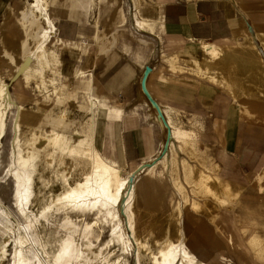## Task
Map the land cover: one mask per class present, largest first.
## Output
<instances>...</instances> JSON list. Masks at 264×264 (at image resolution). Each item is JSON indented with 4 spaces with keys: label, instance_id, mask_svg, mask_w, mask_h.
Masks as SVG:
<instances>
[{
    "label": "crops",
    "instance_id": "1",
    "mask_svg": "<svg viewBox=\"0 0 264 264\" xmlns=\"http://www.w3.org/2000/svg\"><path fill=\"white\" fill-rule=\"evenodd\" d=\"M112 2L114 1L99 0L97 6L96 0H51L50 14L55 23V34L51 43H62L60 47L52 45L59 57L56 66L59 80L63 78L73 82L79 77L88 76L87 79H82L81 88L84 92L91 90L96 96L94 141L102 154L115 161L121 169L135 163L128 172L138 169L149 159H155V170L152 171L155 174L144 175L149 178L144 177L143 181L146 183L141 187L144 197L141 196L140 207L143 206L141 208L147 211L143 217L145 219L140 222H154L148 219L156 216L166 217L170 223L178 213L180 221L174 223H180L183 230L187 229L183 231L187 235H183L190 250L207 264H264V170L257 172L248 185L222 176H212L201 167V163L209 165L204 154L207 147L201 145L203 138L196 131L183 128L175 121V114L179 111L201 112L211 106L215 115H211V120L222 118L225 86L229 89L232 99L227 108L231 119L226 121V124L221 121L219 125L222 129L223 150L226 154L235 155L231 157L233 160L247 159L249 164L264 155V97H261L264 96V72L255 68L264 66V57L256 46L257 38H260L264 45V31L256 27V33H252L254 30L249 17L246 16L248 13L235 0H155L141 7L134 0L133 6L128 8V15L134 25L130 33L140 40L123 39L118 44L116 43L120 30L128 18L124 10L114 13L113 23L116 30L110 36L100 28L92 34L89 25L85 23L61 24V18L53 14L55 8L65 7L69 17L83 20L84 15L89 16L92 10L97 8L98 23L106 22L110 19ZM8 5V0H0V18ZM14 9L10 6L12 14L5 13L8 27L0 30L1 52L7 43L11 46H21L22 40H25L20 21L18 25L21 31L23 30L20 37L11 27L12 20H16L17 16ZM155 17L159 19L161 34L168 37L164 44H167V57L170 58L159 64L154 60V47L144 42L156 39L148 33V26ZM251 36L255 37L254 40L249 38ZM229 39L243 45L242 51H232L231 45L224 42ZM209 43L219 48L221 57L207 51L204 44ZM27 50L23 51L24 54L18 61L24 57ZM173 55L181 59L179 65L186 61L185 64L191 66L193 71L206 74L213 78L214 82L177 72L174 69L177 60L171 59L175 57ZM7 62L13 66L14 76L15 65L8 60ZM245 65H250L245 71H250L254 80H250L251 78L242 71ZM223 71L226 74H223ZM233 71L244 75L239 79ZM218 72L221 76L218 75L217 78ZM47 73L49 75V72ZM10 75L5 78L11 80ZM13 79L12 94L26 111L28 84L20 75ZM252 83H255L256 88L251 87ZM34 101L37 104V98ZM152 101L156 104L151 103ZM238 101L247 106L243 108ZM193 105H196L195 109ZM86 106L88 110V104ZM25 117L24 113L22 128L27 125L32 127L33 124L27 123L29 118L24 119ZM228 118L226 115V120ZM165 128H168L167 135ZM255 128L259 130L256 131ZM173 129H176L179 139L175 138ZM12 138L13 134L9 141V158ZM5 139L6 137L0 147V183L7 168L6 166L1 170L4 161V154L1 152ZM165 144L168 150L170 149L169 153L164 156L163 162L158 163L161 147ZM140 160L141 162H137ZM185 170L189 171L186 173ZM149 175L155 181L152 182L153 179ZM218 184L224 186L215 187ZM196 191L202 193L204 203L201 209L205 212L204 215L193 211L199 205L194 195ZM210 195L217 203L210 199ZM187 202L189 206L186 209ZM213 216L219 217L218 220Z\"/></svg>",
    "mask_w": 264,
    "mask_h": 264
},
{
    "label": "bare ground",
    "instance_id": "2",
    "mask_svg": "<svg viewBox=\"0 0 264 264\" xmlns=\"http://www.w3.org/2000/svg\"><path fill=\"white\" fill-rule=\"evenodd\" d=\"M29 3L27 8L21 10L20 17L25 40H22L21 46L8 44L0 51V62L5 58L15 65L16 70L10 81L0 74V147L6 137L10 116L15 111L11 162L2 177L3 181L10 179L12 182V205L0 196V264H5L8 260V264H130V255L134 256L136 264H144L143 255H149L151 264H207L190 250L183 235L186 233L183 231L187 229L183 230L180 223H174L180 221L178 213L175 221V216L171 219V227L163 222L164 237L156 240V251L152 249L151 243L141 238L136 209L143 207H140L141 187L146 183L143 181L144 175L155 170V166L152 167L155 159H149L138 169L123 174L115 161L102 154L94 141L96 96L91 90H86V100L78 103L74 96L66 94L60 88L56 68L59 57L57 50L50 46L55 34V23L50 14L51 0H31ZM33 26L36 27L32 29ZM32 39L36 41L33 42ZM204 47L209 53L221 57L219 48L215 45L209 43L204 44ZM26 49V54L18 61ZM255 68L264 72L263 65ZM49 71L51 74L48 75ZM19 75L26 83L36 79V87L44 96H53L54 104L65 105L58 115H45V120L51 126L48 133L43 134L34 128L27 140L22 136L25 109L11 91L13 78ZM49 86H52V90ZM66 104L72 108L78 106L89 113L81 130L72 132L70 128L71 132H67V126H72V122L69 125L72 111ZM160 113L163 115L161 110ZM166 130L168 128H165L167 135L169 132ZM173 133L179 139L176 129H173ZM45 169H53L52 175L46 176ZM188 171L185 170L186 173ZM54 178L60 188L46 193L45 188ZM39 181L41 185L38 184ZM161 183L163 185V181ZM78 217L83 219L82 223L78 222ZM106 228L108 233L104 240ZM116 245L125 256L113 260L112 246Z\"/></svg>",
    "mask_w": 264,
    "mask_h": 264
},
{
    "label": "rangeland",
    "instance_id": "3",
    "mask_svg": "<svg viewBox=\"0 0 264 264\" xmlns=\"http://www.w3.org/2000/svg\"><path fill=\"white\" fill-rule=\"evenodd\" d=\"M8 1H9V5H8V8L5 11V13L8 12L7 14L10 15V13L12 14L13 10H9V7L11 6V7L15 8L14 13L17 16H16V20H14V19L12 20L11 27H13V29L18 33V35L20 37L21 32L23 31V30L21 31L20 25H18L19 21H21L20 17L22 16L20 12L22 9L28 7V3L31 0H8ZM113 1L114 2H112V5L110 6V11H109L110 19H108V21H106V22L103 21L101 23H98V20L96 17V14L98 12L97 8H94L92 10V12L89 14V16L85 17V15H84L83 20L82 19L79 20L76 18L73 19V18L69 17V14L67 12L68 10H66L65 7L55 8V10L53 11V14H54V16H56V17L58 16L59 18H61V21H62L61 24L85 23L86 25L87 24L89 25L90 29L92 30V34H94V32H96L95 30H99V28H100L101 30H103L107 34V36H110L111 33L116 30L115 24L113 23L114 13H118V12H120V10H124L127 13L128 18L126 19V21L124 23L123 29L120 30V35H119V38H118V41L116 44H118L119 41H121L123 39L140 40L137 36L130 33L131 31H133L134 25H132V20L130 19L129 15H128V8L133 6L134 0H116V1L113 0ZM136 1L138 2V6L141 7V6H147V5H149V3H151L152 1H155V0H136ZM160 1L163 2L164 0H160ZM235 1L237 4L238 3L241 4L242 7L245 9V12L248 13L246 16L249 17L250 23L252 24V29L254 30L252 33H256L257 28L264 31V0H251V1H249V0H235ZM96 3H97L96 5L98 6L99 0H96ZM242 11H244V10H242ZM5 13L0 18V30L1 29L3 30V29H5V27H8V24H7L8 18H7V15H5ZM111 14H113V15H111ZM153 18H154V16H153ZM35 27L36 26H33L32 29H34ZM32 29L30 30V32H32ZM148 33H150L151 35H153L156 38L155 40L149 39L148 41H144L145 43L151 44L154 47L155 63L159 64L164 59L168 61V59H170V58L167 57L169 55L167 47H166L167 44H164V42H165L164 40L167 39L168 37H165L161 34L162 32H161V28H160V22H159V19H157L156 17L153 21H151V25L148 26ZM157 36H159V38H157ZM230 40L231 39L226 40L224 42L228 43L227 45H231L230 49L232 51H242L243 45H241L240 43H234ZM31 41L35 42L36 40L32 39ZM159 41H161V43H159ZM228 41H230V42H228ZM256 41H257L256 46H258L257 47L258 50L261 52V55L264 57V45H262L260 38H257ZM61 44H58V42H54V43H50V46L57 45L60 47ZM94 44L96 46V42H94ZM6 45H8V43ZM233 45H235V46H233ZM9 46H11V45H9ZM92 47H94V45ZM96 48H97V46H96ZM23 54L24 53H22V55ZM173 56H175V57H172L171 59L173 60L175 58V60H177V62H176L177 66H174V69L177 72L185 73L187 75H191L194 78L198 77V78H201L207 82H214V79L211 77H208L206 74L197 73V72L193 71L191 69V66H188L185 64V63H187L186 61L180 63V65L182 66L181 67L179 65V62H181V59L177 58L176 57L177 55H173ZM3 59H4L3 63H0L1 64L0 65L1 66L0 74L4 77L11 74L9 77H13V74H12L14 72L13 66L10 65L7 62V60H5V58H3ZM247 66H250V65H245L243 67L244 70H242V71L245 73V75H247L249 77V79L251 78L250 80H254L252 78L253 74L250 71H247V72L245 71V69L246 70L248 69ZM233 73L234 74L237 73L236 77L237 78L240 77L239 79H241L242 76L244 75V73L241 74L238 71L237 72L233 71ZM49 74H51L50 71H49ZM223 74H226V73H224V71H223ZM218 75H220L219 72L217 74V78H218ZM87 78H88V76L79 77L73 82H71L69 79H63L62 78V80H59L60 81L59 84L62 86V87L60 86V88L66 94H68L70 92L69 94L75 97L74 99L76 100V102L82 103V101L86 100V93L84 92L83 88H81L82 79H87ZM35 80L36 79H32L29 83H27L28 86L26 87V90L28 91V94H27L28 99H26L25 101H26V106L28 107V109L25 111V115L27 118H29L28 123L33 124V126H32V128L29 126L23 127V135L22 136L24 139L26 138L25 140H27L28 138L31 137L32 131L34 128L43 134L48 133V131L51 129V126L48 124L47 120H45V118H46L45 115L46 114H50V115L52 114L54 116L58 115L60 110L65 107V105H62V103L60 105L58 103L54 104V97L53 96H44V93L40 92L39 89H37ZM193 80H195V79H193ZM7 81H10V80H7ZM223 86H224V84H223ZM251 87L256 88L255 83H252ZM49 88H50V90H52V86H49ZM97 89L100 91L98 85H97ZM223 91H224V104L221 107L223 110V111L221 110L222 118L211 120V115L215 116L213 114V106H211V107H208V110L203 109L201 112L193 111V113H190L189 110H184L182 112L179 111L178 113L175 114L176 119H177L175 121H177V123L179 125H181L183 128L196 131L203 138L201 145H203L205 148L207 147L206 150H204L205 152L204 151L203 152L207 156V161H208L209 165L205 166L203 163H201L202 169H204L205 171H207L208 173H210L214 177L222 176V177H224L226 179H230L234 182L239 181L240 183H242L244 185H248L250 183L251 178L256 177L257 172H262L264 170V155L259 156L258 158L256 157L257 159L256 158H255L256 160L254 159L255 162L252 164H249V161H247V159L234 158V160H233L231 157H235V155H233L232 153L226 154L227 152L223 150L224 146H223V141H222V139H223L222 129L219 127V125H220L221 121H223L225 124H226V121H230L231 116H229L227 114L228 113L227 108H228L229 101L232 99V96H231L228 88H226L224 86ZM243 96H245V95H243ZM261 97H264V96H261ZM36 98L38 100L37 104L34 101V100H36ZM66 105H67L66 107L72 111V120L70 121V124H69V125H71V122H72V126H67V128H66L67 132H71V131L73 132V131L81 130L82 126L84 125V123L88 119L89 113L86 112L84 109L79 108L78 106L72 108V107H70V105H68V104H66ZM241 106H243V108H244L247 105L241 104ZM192 107L195 109L196 105H193ZM198 109H199V107H198ZM226 115H227V118L229 116V118L227 120H226ZM175 116L173 115L174 119H175ZM14 117H15V111L12 112V114L10 116L8 127H7V135H6V139L4 141V148H3L4 150H3V152H1L2 154H4V157H2V159L4 161L2 162L3 165H1L2 166L1 170L5 169V167L8 166V164L11 162V158H9V150H10L9 149V141L11 139L12 134L14 133L13 132ZM46 124L48 125V127ZM78 127H80V128H78ZM95 130H96V128H95ZM255 130L257 131L259 129L255 128ZM204 144H206V145H204ZM168 151L169 150H168L167 146L161 147L160 158H159L158 162H161V160L168 153ZM137 162H141V160L137 161ZM133 164H135V163H133ZM133 164H131L130 166L123 167V169H121L122 173L123 174L127 173L131 169V166ZM154 166H155V164L152 165V167H154ZM44 173L46 176H51L53 173V169H47V170L45 169ZM4 176H5V173L2 175V177H4ZM38 184L41 185V182L39 181ZM222 186H224V185L218 184L215 187L219 188ZM195 187L199 188L200 185H195ZM58 188H60V184L57 183L55 178H54L53 181L51 182V184L45 188V192L47 191L46 193H49L52 190H56ZM12 191H13V188H12L11 180L7 179V181L6 180L3 181V179H2V182L0 183V196L2 197L3 200H5L10 205H12V196H11ZM194 195H195V198L197 199V201H199V205H197L193 211L195 213H197L198 215H200V214L204 215L205 212H203V210L201 209V208H203V203H204L202 200L203 199L202 193L201 192L198 193L196 191V192H194ZM210 197H211L210 199H212L214 203H217V201L212 198L213 196L210 195ZM186 204H188V205H186V209H187L189 206V202H187ZM140 212H142V213H140ZM144 212L145 211L141 210V208L136 209V220H137V227L139 230V234L141 235V238L144 241L147 240V242H149V244L151 243V246L153 247L152 249L154 251H156L157 250V246L155 245L156 240H160L164 237V231L162 230V227L164 226L163 222H165V225H168L170 227H171V225H173V222L171 220V222L168 223L169 221L166 217L153 216V217H150L148 219V220H154V222L152 221L153 224H152V222L142 223L140 221H142V219H145L143 217H145L146 212L145 213ZM213 218L218 220L219 217L213 216ZM175 219H176V217L173 219V221H175ZM77 220L80 223H82V221H83V219L81 217H78ZM41 221L44 222V219H41ZM98 224H99V222H98ZM107 229L108 228H106L105 234L103 236L104 240L107 238V233H108ZM112 251H113L112 252L113 260H116L118 258H123L125 256V253L117 245L112 246ZM129 260H130V264H136L135 260H134V256L130 255ZM142 260H143L144 264H151L149 255H143ZM8 262H9V260L6 261L5 264H8Z\"/></svg>",
    "mask_w": 264,
    "mask_h": 264
}]
</instances>
